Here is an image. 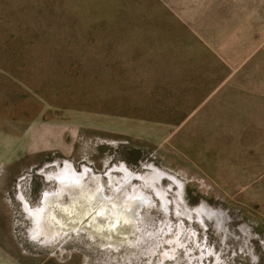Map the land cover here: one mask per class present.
I'll return each instance as SVG.
<instances>
[{
	"label": "rangeland",
	"instance_id": "obj_1",
	"mask_svg": "<svg viewBox=\"0 0 264 264\" xmlns=\"http://www.w3.org/2000/svg\"><path fill=\"white\" fill-rule=\"evenodd\" d=\"M0 264H264V0H0Z\"/></svg>",
	"mask_w": 264,
	"mask_h": 264
},
{
	"label": "bare ground",
	"instance_id": "obj_2",
	"mask_svg": "<svg viewBox=\"0 0 264 264\" xmlns=\"http://www.w3.org/2000/svg\"><path fill=\"white\" fill-rule=\"evenodd\" d=\"M123 167V166H122ZM127 172V171H125ZM128 173V172H127ZM81 177L82 175H77L76 172L72 171H66L65 175L60 177L64 180H66L67 184H70L73 186V184L76 185H81L83 186L81 188L80 193L82 192V194H86L87 193V197L90 201V210L88 212V214H91L95 221H97L100 225H102V227H100L99 231L93 230L91 227L92 225H83L82 221L79 222H73L71 224H69V228H72L73 231L76 230L77 227L83 226L84 228H88L89 230H93L96 231L97 234L101 235L109 245H117L120 244L121 242L123 243V241H125V237H123V235H121V233L119 232V225L125 221V220H129V216L126 213V208H124V206H120V208L117 210V212H113L112 210L110 211L108 208H106V205L103 206V203L100 200V193L98 191H87V188L81 184ZM97 179V178H96ZM100 181V180H99ZM143 182V181H142ZM154 182V181H153ZM152 182V183H153ZM145 183V182H144ZM97 184V183H96ZM152 186V185H151ZM136 187V186H135ZM124 188V187H123ZM69 191V190H68ZM143 191V190H142ZM71 192V201H69V203L67 205H64L63 209L66 212L69 213H73L76 210L77 207V200H78V196H77V191L76 188L73 187L70 190ZM136 193V192H135ZM146 193V192H145ZM138 194V193H137ZM134 194L133 195V199L135 200L136 204L142 201L144 202H148L146 199H142L139 197V195ZM132 195V194H131ZM48 198H47V205H46V210L49 216L55 217L54 213L52 210H49L51 204L54 201V197L50 196L48 194ZM123 196V195H122ZM123 199V198H122ZM152 199V198H151ZM101 202V204L99 203ZM132 202V201H131ZM118 203V202H117ZM121 204V203H120ZM126 204H128L126 202ZM150 204V203H149ZM147 206V205H146ZM129 207V206H128ZM185 208V207H184ZM61 209V208H60ZM116 211V210H115ZM215 215V214H214ZM89 216V215H88ZM191 216V215H190ZM189 216V217H190ZM216 216V215H215ZM140 217V216H139ZM217 218V217H216ZM48 218H46L47 220ZM45 218L42 217L41 221H42V226L41 229L44 231L45 234H48V230H46V227L44 226V221ZM89 220V218H88ZM202 222V221H201ZM64 227V226H63ZM129 227V226H127ZM81 232V231H80ZM80 234V233H79ZM98 238V237H97ZM140 238V237H139ZM138 238V239H139ZM140 240V239H139ZM126 243V242H125ZM202 246V245H201ZM206 246V245H204ZM203 249V247H202ZM207 251V249H206Z\"/></svg>",
	"mask_w": 264,
	"mask_h": 264
}]
</instances>
